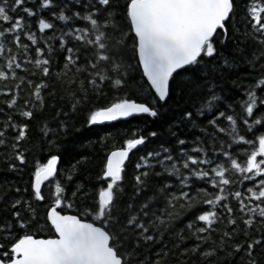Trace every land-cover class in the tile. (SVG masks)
<instances>
[{"label": "snow or ice", "instance_id": "6c2138e0", "mask_svg": "<svg viewBox=\"0 0 264 264\" xmlns=\"http://www.w3.org/2000/svg\"><path fill=\"white\" fill-rule=\"evenodd\" d=\"M0 264H264V0H0Z\"/></svg>", "mask_w": 264, "mask_h": 264}, {"label": "trees", "instance_id": "16d2710c", "mask_svg": "<svg viewBox=\"0 0 264 264\" xmlns=\"http://www.w3.org/2000/svg\"><path fill=\"white\" fill-rule=\"evenodd\" d=\"M146 116L141 117H132L127 119H121L112 123H104L103 125L93 127L89 131H83L81 133H73L69 132V135L64 138L62 141V149H61V158L58 162V172L56 174V179L52 180L50 178L49 181L43 184V192L46 197V200L44 204H47L48 197L50 195V191L54 190V185L57 181H62L63 177L59 175L60 171H64L65 176L67 175V168L68 166L74 162V159H79L80 155H90L92 160L95 162V166L90 169L91 176H92V185L98 187V185H95V176L99 172L100 167V160L104 156L105 151L111 150V145L113 143V140L109 139L107 141V144L102 147L99 143H96L98 139L102 136H104L106 133L113 132L118 129H124V128H133L137 126H143V124L148 120ZM150 130V129H149ZM31 137L33 140H37L42 134L38 131L36 127V122L33 121V127L30 132ZM249 139L252 137L249 136ZM47 156L46 154H43L39 150H35L34 154L29 155V162L30 165H34L36 160H40V162H44L46 160ZM132 164L129 163L128 165V171H131ZM31 168H26L24 173V178L27 180L30 176ZM84 175H87V173H84ZM82 177H77V179H81ZM8 179H13V177H8ZM17 183H22V181H17ZM75 183V181H74ZM243 187H247L248 183L245 182ZM69 191L71 189L69 188ZM44 204H40V208L44 207ZM72 212V214H75V210H69ZM39 214V213H38Z\"/></svg>", "mask_w": 264, "mask_h": 264}, {"label": "water", "instance_id": "95a60500", "mask_svg": "<svg viewBox=\"0 0 264 264\" xmlns=\"http://www.w3.org/2000/svg\"><path fill=\"white\" fill-rule=\"evenodd\" d=\"M123 119H127V118H123ZM114 122H115V121H114ZM108 123H112V122H106V124H108ZM46 182H47V181H45L44 183H46ZM44 183H43V184H44ZM42 186H43V185H42Z\"/></svg>", "mask_w": 264, "mask_h": 264}]
</instances>
